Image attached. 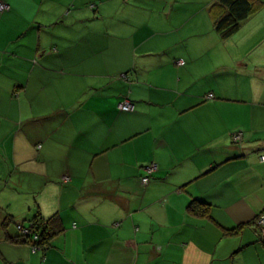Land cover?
<instances>
[{
  "label": "crops",
  "instance_id": "0c3cea01",
  "mask_svg": "<svg viewBox=\"0 0 264 264\" xmlns=\"http://www.w3.org/2000/svg\"><path fill=\"white\" fill-rule=\"evenodd\" d=\"M215 2L0 0V264H264V0Z\"/></svg>",
  "mask_w": 264,
  "mask_h": 264
},
{
  "label": "trees",
  "instance_id": "16d2710c",
  "mask_svg": "<svg viewBox=\"0 0 264 264\" xmlns=\"http://www.w3.org/2000/svg\"><path fill=\"white\" fill-rule=\"evenodd\" d=\"M215 3V5L224 9L221 14L214 17L213 21L215 31L223 39L235 33L241 23L256 9V2L254 0H216ZM208 207L207 203L194 199L190 202L188 209L194 216L203 217L208 216ZM18 224L24 225L23 223ZM28 224L30 233L23 234L17 229L19 232L17 241L29 244L31 248H46L50 239L62 230L58 215L44 219L37 212ZM34 235H37V237L34 238Z\"/></svg>",
  "mask_w": 264,
  "mask_h": 264
},
{
  "label": "built area",
  "instance_id": "2783aa9c",
  "mask_svg": "<svg viewBox=\"0 0 264 264\" xmlns=\"http://www.w3.org/2000/svg\"><path fill=\"white\" fill-rule=\"evenodd\" d=\"M5 9H7V6L5 4H3V3H0V11H3ZM119 108L122 109V110H126L127 111V110H131L133 108V106H132L130 101L124 100V101L120 102ZM231 138H232L233 142L238 143L241 140V138H242V133L241 132H235V133L231 134ZM260 160L264 161V155L260 157ZM153 169L154 168L151 167V166L146 168L147 174L141 179V182L143 184H146L149 181V177L148 176L152 172ZM256 224H257V226L260 229L261 240L264 243V210L257 217ZM17 229L23 234L30 233L29 232V227L28 226H24L22 224H18L17 225ZM36 237H37V235H34V238H36ZM32 250L35 251V250H37V248L36 247H32Z\"/></svg>",
  "mask_w": 264,
  "mask_h": 264
}]
</instances>
